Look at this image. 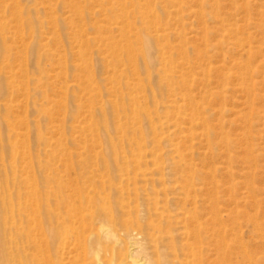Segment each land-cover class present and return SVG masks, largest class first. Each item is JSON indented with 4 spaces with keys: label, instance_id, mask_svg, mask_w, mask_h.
<instances>
[{
    "label": "rangeland",
    "instance_id": "1",
    "mask_svg": "<svg viewBox=\"0 0 264 264\" xmlns=\"http://www.w3.org/2000/svg\"><path fill=\"white\" fill-rule=\"evenodd\" d=\"M0 184V264H264V0H0Z\"/></svg>",
    "mask_w": 264,
    "mask_h": 264
},
{
    "label": "bare ground",
    "instance_id": "2",
    "mask_svg": "<svg viewBox=\"0 0 264 264\" xmlns=\"http://www.w3.org/2000/svg\"><path fill=\"white\" fill-rule=\"evenodd\" d=\"M7 187H9L7 184H0V190H2V192H5V197H6V198H3V200H6L8 203H11V196H10L9 188H7ZM3 202H5V201H3Z\"/></svg>",
    "mask_w": 264,
    "mask_h": 264
}]
</instances>
